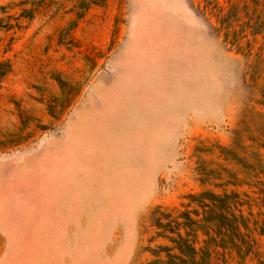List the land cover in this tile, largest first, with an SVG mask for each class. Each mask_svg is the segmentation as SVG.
Wrapping results in <instances>:
<instances>
[{"label":"rangeland","instance_id":"1","mask_svg":"<svg viewBox=\"0 0 264 264\" xmlns=\"http://www.w3.org/2000/svg\"><path fill=\"white\" fill-rule=\"evenodd\" d=\"M0 39V264H264V0H0Z\"/></svg>","mask_w":264,"mask_h":264},{"label":"trees","instance_id":"2","mask_svg":"<svg viewBox=\"0 0 264 264\" xmlns=\"http://www.w3.org/2000/svg\"><path fill=\"white\" fill-rule=\"evenodd\" d=\"M210 196L215 197V195L211 194ZM216 198V197H215ZM208 206L206 207V210ZM172 234H176L175 232H171ZM170 241L173 244H176L177 249L179 250L180 255L173 256L171 255L172 247H164L163 250L168 253L170 258H176L178 261L183 262L184 264H196V257L198 255V251L194 244L188 241L187 238L183 237L181 234H177L176 237H170ZM161 261H154L151 264H162ZM169 264V262L167 263ZM171 264V263H170Z\"/></svg>","mask_w":264,"mask_h":264},{"label":"crops","instance_id":"3","mask_svg":"<svg viewBox=\"0 0 264 264\" xmlns=\"http://www.w3.org/2000/svg\"><path fill=\"white\" fill-rule=\"evenodd\" d=\"M1 40V39H0ZM5 42V40L4 39H2L1 41H0V75L1 76H3L4 75V73H2L1 72V65H2V63L3 62H5V61H11L12 63L14 62L13 61V58H14V54H15V51H13V50H5L4 48H3V43ZM16 42L14 41V44H15ZM14 46V48H15V45H13ZM13 46H12V48H13ZM3 85V82H0V86H2Z\"/></svg>","mask_w":264,"mask_h":264}]
</instances>
